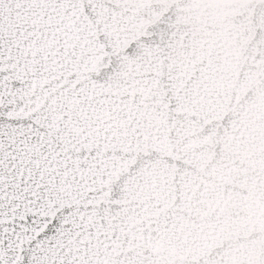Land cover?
Returning <instances> with one entry per match:
<instances>
[{
  "label": "snow or ice",
  "instance_id": "obj_1",
  "mask_svg": "<svg viewBox=\"0 0 264 264\" xmlns=\"http://www.w3.org/2000/svg\"><path fill=\"white\" fill-rule=\"evenodd\" d=\"M0 264H264V0H0Z\"/></svg>",
  "mask_w": 264,
  "mask_h": 264
}]
</instances>
